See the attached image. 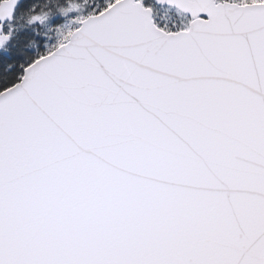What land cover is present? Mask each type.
I'll return each mask as SVG.
<instances>
[{
    "label": "snow or ice",
    "instance_id": "1",
    "mask_svg": "<svg viewBox=\"0 0 264 264\" xmlns=\"http://www.w3.org/2000/svg\"><path fill=\"white\" fill-rule=\"evenodd\" d=\"M0 264H264V0H0Z\"/></svg>",
    "mask_w": 264,
    "mask_h": 264
}]
</instances>
